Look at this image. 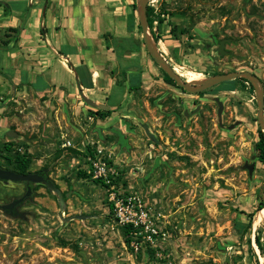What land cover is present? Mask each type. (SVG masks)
<instances>
[{"label":"rangeland","instance_id":"374dc122","mask_svg":"<svg viewBox=\"0 0 264 264\" xmlns=\"http://www.w3.org/2000/svg\"><path fill=\"white\" fill-rule=\"evenodd\" d=\"M147 5L154 14L165 10L152 24L156 41L150 34L182 80L254 73L264 113V0ZM138 32L143 77L108 116L79 98L29 89L7 102L0 166L12 170L6 156L28 153V171L46 169L63 203L60 208L55 191L33 183L18 207L21 217L0 207V264H264V220L255 210L264 203V164L254 148L260 126L253 86L235 78L232 89L227 80L185 90L165 79ZM118 89L100 109H110ZM93 159L111 169L110 183L93 176ZM24 190L25 182L0 180V205ZM117 199H130L133 213L145 211L144 220L133 214L137 225L121 222Z\"/></svg>","mask_w":264,"mask_h":264},{"label":"crops","instance_id":"0c3cea01","mask_svg":"<svg viewBox=\"0 0 264 264\" xmlns=\"http://www.w3.org/2000/svg\"><path fill=\"white\" fill-rule=\"evenodd\" d=\"M136 1L0 0V130L22 89L122 104L143 77Z\"/></svg>","mask_w":264,"mask_h":264},{"label":"water","instance_id":"95a60500","mask_svg":"<svg viewBox=\"0 0 264 264\" xmlns=\"http://www.w3.org/2000/svg\"><path fill=\"white\" fill-rule=\"evenodd\" d=\"M148 3V0H137L136 1V10L139 20V25L141 29V35L143 39L144 46L146 48V51L149 53L151 58L161 67V69L175 82L176 85L182 87L185 90L196 92L200 91L202 89H205L209 86H212L214 84H217L222 81H227L235 78H245L247 79L251 85L254 88L255 92V99L257 104V112H256V119L259 123V126L261 130L264 133V113H263V86L261 82L259 81L258 77L249 71L242 70V71H228L224 73L214 74L210 77L203 78L198 81H188V80H182L174 71L173 68L170 66V64L166 61V59L163 57L161 52L158 50V48L154 45L152 36L150 34V30L147 24V17H146V5ZM223 44L224 40H220L217 51L218 53H223ZM82 98L84 101H86L88 104L92 106H98L99 108H107L106 104L103 103H96L90 99H87L84 95H82ZM220 110V107L219 109ZM147 131V130H146ZM13 131H8L9 135H12ZM147 133L151 136L152 134L147 131ZM247 169L249 171L252 170L253 164L246 165ZM43 173L41 174L39 172L33 171V172H25L20 173L11 169L3 168L0 166V180L4 183L9 182H26V183H43L47 189L53 190L58 194V203L61 208V205L63 203L61 192L58 188H56L53 183L49 180L48 176L46 175V169H43ZM31 192L30 186L26 187L25 193L18 196L17 198H14L10 200L9 202L2 203L0 205L1 209L3 211L9 210V213L11 214L12 208L14 207L17 209V206L21 204L26 196L29 195ZM261 208V207H260ZM15 216L21 217L22 213L18 211V213L13 214ZM76 217H80V215H75ZM72 217H68L67 219H71Z\"/></svg>","mask_w":264,"mask_h":264},{"label":"trees","instance_id":"16d2710c","mask_svg":"<svg viewBox=\"0 0 264 264\" xmlns=\"http://www.w3.org/2000/svg\"><path fill=\"white\" fill-rule=\"evenodd\" d=\"M132 7L134 10H136V3L133 2ZM162 8V7H161ZM165 12V10L162 8L161 11H158L157 14L153 13V8L150 5H146V17H147V24L149 27L150 32L152 33V36L154 38V40L156 41L157 35L155 34L154 36V31H153V22L154 21H159L161 22L163 20V18L161 17V13ZM139 29H140V25H138ZM165 79L168 82L174 83L173 79H171L165 72L163 73ZM236 79H240L243 81H248L245 78L239 77ZM234 80L235 79H231L229 81H227V89H232L234 86ZM133 88V87H131ZM113 111V109H96L95 114L99 115V117L104 118L106 116H108L111 112ZM8 148V146L6 147ZM254 148H255V152H256V159L259 163L264 164V133L261 130L260 127H258L257 129V140L254 143ZM6 159L11 162L13 164V168L12 170L20 172V173H25V172H29L27 167L29 165L30 162V155L28 153H19V152H15L13 156H6ZM98 181L104 183L106 185V183L104 181H102L101 179L98 178ZM263 202H259L255 208L258 209L260 207L263 206ZM252 214V212L250 213ZM251 215H249L250 218ZM129 224V223H128ZM250 224V223H249ZM131 225V224H129ZM128 226V225H127ZM125 240L128 243L130 241V237H128L127 235L125 236ZM256 241H257V245L259 247L260 250H262V246L261 243L259 242L258 238L256 237ZM250 250H252L251 245H249Z\"/></svg>","mask_w":264,"mask_h":264},{"label":"built area","instance_id":"2783aa9c","mask_svg":"<svg viewBox=\"0 0 264 264\" xmlns=\"http://www.w3.org/2000/svg\"><path fill=\"white\" fill-rule=\"evenodd\" d=\"M92 171H93V176L95 178H99L105 183H110L111 182V177H112V171L111 169L107 166V164L104 161H100L98 159H93L92 160ZM127 203L124 204L122 199H117L114 201L115 205V210L116 214L119 217V220L121 222H126V223H133V225H137L138 222L136 218H133L132 215L135 214L140 220H144V216H146V213L142 209H138V211H134V213L131 210V205H130V199H127Z\"/></svg>","mask_w":264,"mask_h":264},{"label":"flooded vegetation","instance_id":"af4514ba","mask_svg":"<svg viewBox=\"0 0 264 264\" xmlns=\"http://www.w3.org/2000/svg\"><path fill=\"white\" fill-rule=\"evenodd\" d=\"M218 44H219V42H218ZM37 172H39V173H41V174H44V173H43V170H39V171H37ZM44 175H45V174H44ZM46 175H47V174H46ZM27 186H30L31 191H32L33 183H26V182H25V190H24L23 193H25V191H26V187H27ZM29 194H30V193H29ZM28 196H29V195H28ZM28 196H26V197L24 198L23 202L28 198ZM14 198H17V197H13V198H11L10 200H12V199H14ZM10 200H9V201H10ZM9 201H8V202H9ZM23 202H22V203H23ZM19 205H21V204H19ZM19 205L17 206V209H15L14 207L11 209V210H12V211H11V212H12L11 214L9 213V210H7L6 212H7L8 214H10V215H13V214H15V213H18V211H19V210H18ZM195 264H199V263H195Z\"/></svg>","mask_w":264,"mask_h":264},{"label":"bare ground","instance_id":"6f19581e","mask_svg":"<svg viewBox=\"0 0 264 264\" xmlns=\"http://www.w3.org/2000/svg\"><path fill=\"white\" fill-rule=\"evenodd\" d=\"M259 213H260V216L262 217V219L264 220V205L261 207V208H259Z\"/></svg>","mask_w":264,"mask_h":264}]
</instances>
